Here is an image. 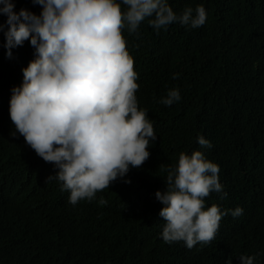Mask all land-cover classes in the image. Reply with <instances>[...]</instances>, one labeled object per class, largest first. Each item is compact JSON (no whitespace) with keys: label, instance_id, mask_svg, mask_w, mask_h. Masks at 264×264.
I'll return each mask as SVG.
<instances>
[{"label":"trees","instance_id":"16d2710c","mask_svg":"<svg viewBox=\"0 0 264 264\" xmlns=\"http://www.w3.org/2000/svg\"><path fill=\"white\" fill-rule=\"evenodd\" d=\"M13 3L16 12L24 8L39 14L32 0ZM168 3L177 14L202 5L205 24L192 29L173 23L157 33L146 18L136 34L123 30L138 74V107L147 111L157 135L149 145L150 156L140 168L130 166L125 177L98 192L96 199L75 206L59 182L46 183L58 169L18 132L11 135L16 130L9 107L1 105L22 84V70L35 58V49L25 41L9 58L0 32V215L30 225L36 223L37 207L40 213L32 231L18 226L5 234L0 225V264H149L155 255L156 264H176L179 247L162 239L163 205L155 193L166 190L163 169L175 166L181 152L197 150L219 166L227 193L222 199L223 193L212 192L205 209L227 205L244 213L224 221L225 227L237 230L228 231L230 240L222 242L218 257L208 263L233 248L255 249L264 240V0ZM6 20L0 14V24ZM177 88L179 102H159ZM201 135L211 148L197 143ZM100 197L106 205L98 203Z\"/></svg>","mask_w":264,"mask_h":264},{"label":"clouds","instance_id":"9594fccd","mask_svg":"<svg viewBox=\"0 0 264 264\" xmlns=\"http://www.w3.org/2000/svg\"><path fill=\"white\" fill-rule=\"evenodd\" d=\"M32 3L39 6V14L24 8L16 12L13 0H0V14L7 17L0 24L7 56L11 58L12 49L25 41L35 49V58L22 70V84L11 90L10 101L1 108L9 107L16 130L11 135L18 132L39 157L58 169L46 183L59 182L73 206L81 200L91 202L125 177L130 166L140 168L150 156V143L157 139L147 111L138 107V74L123 30L136 34L146 18L157 33L173 23L196 29L205 24L206 10L200 5L177 14L168 0H122L124 9L117 0ZM180 99L177 88L159 102L172 106ZM197 143L212 147L202 135ZM163 170L166 190L155 193L163 205L162 239L179 247L176 264H209L218 257L222 242L230 240L228 231L237 230L225 227L224 221L241 217L243 209L227 205L205 209V198L212 192L223 193L222 199L227 193L219 166L202 151L181 152L178 163ZM98 203L106 205L107 200L100 197ZM34 217L35 224L21 225L0 215V225L5 234L18 226L32 231L40 222L38 207ZM263 248L264 240L255 249L233 248L210 264H263ZM157 261L155 255L149 264Z\"/></svg>","mask_w":264,"mask_h":264}]
</instances>
